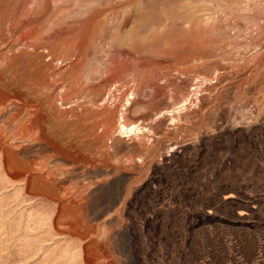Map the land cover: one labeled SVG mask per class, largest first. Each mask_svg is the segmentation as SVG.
Masks as SVG:
<instances>
[{"label":"rangeland","instance_id":"1","mask_svg":"<svg viewBox=\"0 0 264 264\" xmlns=\"http://www.w3.org/2000/svg\"><path fill=\"white\" fill-rule=\"evenodd\" d=\"M126 1L10 0L8 23L0 19L12 45L27 33L40 54L72 57L57 63L63 89L42 95L66 120L50 125L41 114L45 140L0 142V264H264V10L240 11L231 30L203 20L232 0H139L143 20L134 14L125 38H148L171 10L201 22L176 21L184 25L161 33L153 51L100 73L105 34L133 10ZM95 27L96 54L85 61L73 52ZM168 48L176 54H161ZM122 115L142 132L119 136ZM90 128L108 149L92 166ZM4 154L35 162L29 182L5 177Z\"/></svg>","mask_w":264,"mask_h":264},{"label":"bare ground","instance_id":"2","mask_svg":"<svg viewBox=\"0 0 264 264\" xmlns=\"http://www.w3.org/2000/svg\"><path fill=\"white\" fill-rule=\"evenodd\" d=\"M257 1L258 2L254 3L253 0H232V3L230 4L229 2V6H226L224 11L222 10V13L224 15L220 14L219 11H213V13L207 14L203 21L211 24L216 22L220 24L226 23L225 25H227L228 27H232L231 30H235L236 27L232 25L231 21L245 19L244 15L239 14L240 11L264 10V6L261 7L262 3H264V0ZM138 2L139 0H127L123 5H121L127 9V13L130 12V8H133L129 16H126L124 14L122 15L120 13L115 15L113 20L117 21V23L113 25V31L110 30L109 33L105 34L107 42L104 43L100 50L98 49L100 52L102 51L104 53L103 58H106V60H103V58H101L102 63L98 64V72L101 73L102 69L100 68V66H104L105 72L107 74L110 73L114 68H117L121 65V58L129 55L131 51L140 53L153 51V49L156 48L160 43L161 33H166L165 31H167V29L169 28H173L176 26L182 27L184 25H178L176 24V21L186 23L187 20L190 21L197 16V13L190 9H186L183 12H179L178 10L167 11L165 12V21H170V23L168 22L163 26L161 25L159 29L154 30L148 38L141 41L133 40L131 38H125L121 31L123 27L130 22L131 17H133V15L135 14L136 16L141 18L140 22H142L143 20L141 9L139 7L141 5H138L140 4ZM9 6L10 0H0V19H3L5 24L8 23ZM228 15H231L232 17L229 19H225ZM154 19L155 16H153V14L151 13L148 14L146 18H144V20L146 21ZM195 20L197 24H200L201 19L196 17ZM7 25L9 26V24ZM237 27H239V25ZM97 28L98 27L94 28V33H90L87 39L88 43L86 47L82 51H80L79 49L75 50L73 52L74 55H78L85 61H88L90 59V55L96 54L94 53L96 51L95 38H97L96 36L101 34L98 33ZM258 28L260 29L263 27L258 24ZM9 32L10 30L7 31V34ZM1 33H3V30L0 29V142L4 139H11L15 140L16 142L24 143L33 142L35 139L38 141L45 140L47 136L43 127V118H40L41 114L46 115L47 123H50V125L51 122H55L56 125L58 124L57 122H59L60 124L61 119H64V117L60 118L55 115V108L58 104L55 105V100L53 99V97L51 95H48L45 96V98H42V95L45 91L50 89V87L63 89L66 79L60 78L59 81L56 80L58 78H56V76H60L61 72V68H59V65L57 63L64 61L67 62L71 60L72 57H68L64 60H62V58H56L53 54V50L46 52L47 54H40L39 52L41 51L38 52L36 47L31 42H29L30 36L27 33H23L21 36H19L18 40H16L13 45L11 44L13 37H9V35ZM18 46H23V50L17 53L15 51V48ZM142 46L144 47L143 49L137 50V47L142 48ZM161 54L168 55L176 53L173 48H168L161 52ZM46 58H49V60H46ZM52 91L50 92L52 93ZM128 93L129 91H127L125 96L128 97ZM133 99V94H130V96L126 100V103L128 105L132 104L131 100ZM59 112L61 113V111ZM126 118L127 117L122 115V122L118 124L119 126L117 132L119 136L129 137L142 132V128H140L138 125L127 124ZM67 121H69V119H67ZM84 124L86 125V123ZM84 124L80 123L81 126H83ZM85 125L83 127H85ZM60 127L58 126L56 128L59 129ZM75 128L76 125L74 126V129ZM48 131H50V129H48ZM95 131H97L96 128ZM95 131L94 128L88 129L86 133H84V137L86 140L82 138V141L84 139L85 144H87L89 148L88 153L85 157V161L87 165L91 166L95 165L100 160V158L102 159V151L105 146L103 140L95 135ZM105 134L106 132L104 133V135ZM74 135L76 134L74 133ZM106 147L104 149V152L107 149ZM9 148L10 146L8 147V149ZM48 148V146H45V149ZM1 149L2 148H0V151H2ZM71 150L72 149H70V151ZM107 153L108 151L106 152V154ZM59 155L61 154H59L58 152H54L53 156L58 157ZM59 157H62V155ZM107 157L108 156L106 155V158ZM62 159L68 162L71 161L68 157H64ZM33 163L35 162H25L22 165L23 167L18 166L11 161L8 155L4 154L3 173L9 181H18L21 176L27 175V179L29 182L31 178L30 174L34 170ZM41 165L44 167L45 163L41 162ZM73 170L71 171L73 172ZM40 172L41 171L38 172V175L40 176V179H43V175ZM50 176L51 179L54 180L55 173H51ZM47 181L50 182L49 180Z\"/></svg>","mask_w":264,"mask_h":264}]
</instances>
